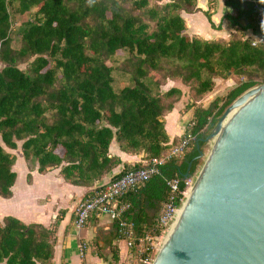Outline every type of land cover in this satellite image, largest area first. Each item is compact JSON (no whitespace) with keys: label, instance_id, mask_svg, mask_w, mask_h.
I'll list each match as a JSON object with an SVG mask.
<instances>
[{"label":"trees","instance_id":"16d2710c","mask_svg":"<svg viewBox=\"0 0 264 264\" xmlns=\"http://www.w3.org/2000/svg\"><path fill=\"white\" fill-rule=\"evenodd\" d=\"M209 2L205 15L213 27ZM229 3L234 12L223 16L229 37L204 39L187 33L181 15L196 12L197 0H0V196L12 195L16 155L8 149L15 150L17 141L29 169L37 166L42 173L59 167L67 182L88 185L119 164L109 152L113 141L128 154H141L143 161L111 180L191 135L181 158L167 161L159 175L124 195L130 203L124 218L138 228L151 226L167 198L166 180L184 175L190 161L192 174L200 164L194 159L197 146L203 151L201 138L214 120L264 82V47L251 39L258 33L252 4ZM13 13L29 15L16 46ZM115 71L129 81L118 91ZM232 75L242 79L226 94L202 103L215 77ZM169 81L187 88L189 102L183 109L192 111L183 134L172 139L165 116L184 92L177 85L163 89ZM58 220L45 227L4 216L0 264H50ZM119 238L113 221L107 243L113 264L119 257L112 242Z\"/></svg>","mask_w":264,"mask_h":264},{"label":"water","instance_id":"95a60500","mask_svg":"<svg viewBox=\"0 0 264 264\" xmlns=\"http://www.w3.org/2000/svg\"><path fill=\"white\" fill-rule=\"evenodd\" d=\"M227 114L228 125L153 264H264V83L237 97L201 140H212ZM197 150L194 159L204 155Z\"/></svg>","mask_w":264,"mask_h":264},{"label":"crops","instance_id":"0c3cea01","mask_svg":"<svg viewBox=\"0 0 264 264\" xmlns=\"http://www.w3.org/2000/svg\"><path fill=\"white\" fill-rule=\"evenodd\" d=\"M209 1L197 0L198 10L194 13L181 12L186 21L187 33L204 39H227L231 29L223 16L234 12L229 3L230 0H213L210 15L215 27L211 26L205 15V11L210 6ZM247 35L252 34L248 31ZM185 94L186 92L183 93L173 110L165 116L164 127L168 125L165 130L170 139L183 134L186 123L192 115L191 110L184 111L183 109L187 100L185 96H188ZM109 152L110 155L119 158V164L101 179L88 185L67 182L60 175L59 167L50 168L42 173L38 172L37 166L33 169L22 168L26 175L27 186L19 185V180L15 179L11 187V197L0 198V220L4 216H13L26 224L39 223L45 227H53L56 219H59L55 227L56 241L50 264H113L111 246L107 244L113 229V221L103 214L92 215L82 228L77 229L74 225L75 209L80 201L84 200L95 188L110 181L124 168L132 167L143 161L141 154H128L120 150L114 141L110 145ZM20 158L21 155L16 157L18 163H20ZM15 169L13 166L14 171ZM82 243L86 246L81 251ZM112 246L118 252V263L122 264L127 255L124 241L113 240Z\"/></svg>","mask_w":264,"mask_h":264},{"label":"built area","instance_id":"2783aa9c","mask_svg":"<svg viewBox=\"0 0 264 264\" xmlns=\"http://www.w3.org/2000/svg\"><path fill=\"white\" fill-rule=\"evenodd\" d=\"M247 1L252 4L258 27L257 35L251 38L252 43L264 47V0ZM190 139L191 135H188L163 156L152 158L141 167L130 168L122 175L95 188L88 198L78 203L75 209V227L82 228L92 215H106L118 223L119 239L124 241L127 248V255L122 264H153L177 223L180 210L194 191L203 166L187 177L175 175L166 180L167 198L151 226L141 224L138 228L132 220L124 218V213L130 207V203L124 200V195L142 187L153 176L159 175L160 167L167 161L181 158ZM85 246V243H82L80 250Z\"/></svg>","mask_w":264,"mask_h":264},{"label":"rangeland","instance_id":"374dc122","mask_svg":"<svg viewBox=\"0 0 264 264\" xmlns=\"http://www.w3.org/2000/svg\"><path fill=\"white\" fill-rule=\"evenodd\" d=\"M27 19H29L28 14H24V15H20V14H16V13L12 14L11 20H12V28H13V45L14 46L19 44L17 33L22 28L23 22L26 21ZM26 66H27V64L22 65V67H26ZM0 67H1V65H0ZM113 78H114V84L113 85H114V89L116 91H118L123 85L129 83L128 79L126 77L120 75L117 71H115L113 73ZM241 79L242 78H240L239 76H236V75H232L230 79H225L222 77H215L214 78L215 86H214L212 92L209 93V95L202 100V103L207 105L214 98L226 94L228 92V90L231 89L232 87H234L237 83H239ZM263 83H261V84H263ZM173 85L180 86L182 88V90H184V92H186V94H187V88L177 81H169L167 83V85L163 87V89L169 88L170 86H173ZM185 98L187 99L186 101L189 102L188 96L187 97L185 96ZM219 117H217L214 120L213 124L211 125V128L207 131L205 136H207L214 129L216 122H217ZM165 128L166 129L168 128L167 124H166ZM0 143H1V141H0ZM213 143L214 142L212 140H209L204 145V147H203L204 155L200 158V164L197 167V169L201 168L203 166L207 156L209 155V153L212 149L211 147H212ZM20 147H21V141H17V148L15 150H10V149H8V150L10 152L15 153L16 157H18V156L20 157V155H21V158H20L21 160L19 159L20 163H18V160H17L15 165H14V169H15V166L17 165L16 169H15L16 174H17L16 180L17 181L19 180V182H18L19 185L25 187V186H27L26 180H25L26 175H24V170L22 168L26 169V167L28 168V166H30V165L28 164L27 161H25L23 159ZM31 163L34 164V160H32ZM0 198H2V197H0Z\"/></svg>","mask_w":264,"mask_h":264},{"label":"bare ground","instance_id":"6f19581e","mask_svg":"<svg viewBox=\"0 0 264 264\" xmlns=\"http://www.w3.org/2000/svg\"><path fill=\"white\" fill-rule=\"evenodd\" d=\"M228 122H229V118H228V114H227L226 117L223 119V121H222V123H221L220 130H219L218 134L212 139V141H213L215 144L217 143V141H219V140L221 139V137H222V135H223V133H224V131H225L227 125H228ZM214 143H213V145L215 146ZM213 145H212V146H213ZM211 148H212V147H211ZM192 193H193V192H192ZM191 196H192V194L189 195L188 201H189V199H190ZM188 201H187V202H188ZM186 204H187V203H186ZM186 204H185V206H186ZM185 206L180 210V216H181L182 211L184 210ZM179 218H180V217H179ZM178 220H179V219H178ZM177 222H178V221H177ZM176 224H177V223H176ZM176 224H175V226H176ZM175 226H174V228H175ZM174 228H173V230H174ZM173 230H172V232H173ZM172 232H171L170 235L166 238V242L168 241V239H169V237L171 236Z\"/></svg>","mask_w":264,"mask_h":264}]
</instances>
